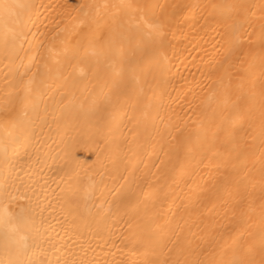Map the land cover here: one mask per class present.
Segmentation results:
<instances>
[{"label": "bare ground", "instance_id": "6f19581e", "mask_svg": "<svg viewBox=\"0 0 264 264\" xmlns=\"http://www.w3.org/2000/svg\"><path fill=\"white\" fill-rule=\"evenodd\" d=\"M0 264H264V0H0Z\"/></svg>", "mask_w": 264, "mask_h": 264}]
</instances>
